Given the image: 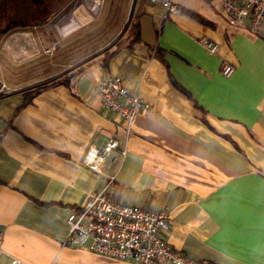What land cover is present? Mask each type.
<instances>
[{"label": "crops", "instance_id": "obj_1", "mask_svg": "<svg viewBox=\"0 0 264 264\" xmlns=\"http://www.w3.org/2000/svg\"><path fill=\"white\" fill-rule=\"evenodd\" d=\"M173 1L181 13L133 0L136 43L106 66L97 56L68 85L31 101L19 90L80 61L78 26L1 40L0 81L14 92L0 98V264H136L63 244L71 208L106 185L120 204L165 212L163 238L185 257L264 264V37L193 0ZM222 1L208 0L220 8ZM225 63L234 67L228 78ZM104 73L153 108L136 114L128 131L97 98ZM112 138L119 148L102 174L83 165L89 146Z\"/></svg>", "mask_w": 264, "mask_h": 264}, {"label": "built area", "instance_id": "obj_2", "mask_svg": "<svg viewBox=\"0 0 264 264\" xmlns=\"http://www.w3.org/2000/svg\"><path fill=\"white\" fill-rule=\"evenodd\" d=\"M148 1L161 6L166 14L182 11L173 0ZM221 10L230 26H242L250 34L264 37V0H223ZM204 46L211 54L219 50L213 42H205ZM233 71L231 64L222 65L224 77H230ZM95 91L102 108L116 114L126 131L136 114L153 110L148 102L126 88L119 77L109 73L99 77ZM11 92L12 89L0 81V95ZM118 148V141L113 138L102 146L91 145L82 163L94 173L102 174ZM65 223L68 232L63 244L71 249L136 264H205L185 257L163 238L170 229V219L165 212L120 204L111 197L107 185L90 192L82 205L71 208ZM1 242L0 230V245ZM11 264L20 262L13 260Z\"/></svg>", "mask_w": 264, "mask_h": 264}, {"label": "trees", "instance_id": "obj_3", "mask_svg": "<svg viewBox=\"0 0 264 264\" xmlns=\"http://www.w3.org/2000/svg\"><path fill=\"white\" fill-rule=\"evenodd\" d=\"M72 1L73 0H0V42L15 31L46 24L48 19L55 15V13H53L55 11H52V7H56L57 5L65 7ZM200 21L206 23L202 19H200ZM126 28L127 24L104 48L86 56L63 72L24 87L19 90V92L24 95L25 100L31 101L34 96L45 89L58 85H68L74 76L80 74L94 58L100 55H103V65L106 66L107 61L122 46L130 48L139 40L137 24L134 23L129 29V35L123 37ZM155 56L162 58V50L159 48L155 49ZM179 89L183 91L182 88ZM13 92L14 91L11 93ZM5 96L7 95H0V98Z\"/></svg>", "mask_w": 264, "mask_h": 264}, {"label": "rangeland", "instance_id": "obj_4", "mask_svg": "<svg viewBox=\"0 0 264 264\" xmlns=\"http://www.w3.org/2000/svg\"><path fill=\"white\" fill-rule=\"evenodd\" d=\"M83 1L88 4L91 2V0H73L65 7L58 5L52 7V11H55L53 12L55 15L51 16L46 24L15 31L8 36H21L24 34L30 36H59V32L56 30L57 25L61 24L67 16L74 17L76 9L80 7ZM193 2L203 13L215 12L222 17H226L219 6L214 5V7H211L208 0H193ZM132 4L133 0H103L101 10L99 9L96 18L86 24H79L78 28L75 30L74 34L80 37L78 41L80 55L77 59L81 60L100 50L104 43H106L105 39L111 36L116 27H120L121 31L127 24V29L130 28L135 20L134 13L131 15ZM72 61L74 62L76 59ZM20 66L21 65H19V67Z\"/></svg>", "mask_w": 264, "mask_h": 264}, {"label": "bare ground", "instance_id": "obj_5", "mask_svg": "<svg viewBox=\"0 0 264 264\" xmlns=\"http://www.w3.org/2000/svg\"><path fill=\"white\" fill-rule=\"evenodd\" d=\"M98 2L96 0H91V2L88 4L83 1L80 7L76 9L74 17L67 16L66 18H64L65 20L60 25L61 31L67 32L72 28L78 26L79 24H86L87 22L96 18L100 9V5Z\"/></svg>", "mask_w": 264, "mask_h": 264}]
</instances>
